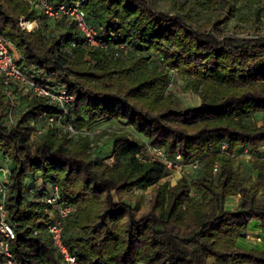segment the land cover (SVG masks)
<instances>
[{
  "label": "trees",
  "instance_id": "obj_1",
  "mask_svg": "<svg viewBox=\"0 0 264 264\" xmlns=\"http://www.w3.org/2000/svg\"><path fill=\"white\" fill-rule=\"evenodd\" d=\"M48 1L77 4L102 46H88L68 17L46 19L37 0H0V36L20 72L72 95L64 112L31 93L8 123L13 104L0 92V154L12 161L4 205L16 232L9 247L18 264H61L46 230L50 205L44 195L54 184L60 200L73 206L62 237L81 264H264V251L237 243L253 218L264 234V172L258 169L246 184L234 167L237 152H264V125L246 122L264 113V32L246 37L222 29L238 3L255 6L258 29L264 0H209L214 16L207 30L195 27L185 10L165 12L148 0ZM19 16L33 29L23 32ZM150 51L160 66H148ZM171 71L186 79L198 105L182 106L165 91ZM58 115L82 131L117 120L134 132L108 133L110 162L89 155L86 136L73 143L67 130L59 136L60 125L32 142L36 126ZM147 146L162 147L168 157L178 151L186 162L199 159L194 181L161 182L168 168L148 156ZM28 175L40 178L38 186ZM134 186L151 187L146 210L124 200ZM234 193L236 207L226 208Z\"/></svg>",
  "mask_w": 264,
  "mask_h": 264
},
{
  "label": "rangeland",
  "instance_id": "obj_2",
  "mask_svg": "<svg viewBox=\"0 0 264 264\" xmlns=\"http://www.w3.org/2000/svg\"><path fill=\"white\" fill-rule=\"evenodd\" d=\"M154 7L169 13H173L179 8L185 10L189 15L192 24L199 28L207 30L211 27L213 21V12L211 10L209 0H148ZM262 7L260 11L261 20L263 24L256 29L255 26V6L247 5L246 3H238V8L235 14L227 19L222 24L223 34H229L233 36H246L254 35L258 30L259 33L264 32V2L259 3ZM19 23V18H18ZM20 26V25H19ZM34 26V24H33ZM20 29L23 32L30 31L27 29ZM33 29V28H32ZM31 29V30H32ZM130 54V50H127L124 55ZM151 59L148 61L150 68L154 66H160L161 62L158 61L156 54L150 51ZM171 84L166 87V92H171L179 99V103L182 106H196L199 103V97L191 90L186 88V79L177 71H171ZM1 94L5 99H9L13 107L8 110L6 120L8 123H12L15 120V116L22 109L25 101L31 95V91L23 84H16L15 86H4L0 89ZM246 122L252 126L264 125V113H254L247 117ZM54 124L52 127H55ZM62 129L57 131L59 136L65 134L64 126H60ZM125 133L134 132L129 126L121 121L109 120L99 121L97 126L90 130H84L82 134L75 136L68 135L70 143L75 142L80 136H86L89 139L88 152L91 157H98L107 161H111L109 157L112 147L113 138L110 133ZM109 133V134H108ZM139 137L141 135L137 134ZM36 134L32 135V142L37 141ZM264 151V146L262 147ZM262 152L258 156L251 154L250 152H237L234 156V167L239 176L244 179L246 184H250L256 180L257 170L261 169L264 172V156ZM263 155V156H262ZM10 160H6L0 154V167L4 170L9 168ZM12 164V162H11ZM7 173V172H6ZM196 171L188 165H179L176 168L168 169V173L161 178V182L167 181L169 185H174L181 177L188 178L190 182L194 181ZM6 175V174H5ZM1 179L7 180V176L1 173ZM26 180L31 182L32 178L28 175ZM33 185L38 186L40 178H34ZM191 194H195L197 191L194 187H191ZM151 193V187L140 188L134 186L124 193V200L130 204L139 203V206L146 210L149 205V198ZM120 196L114 194V198L117 200ZM239 194H230L225 201L226 208H235L238 202ZM259 198L264 199V187L259 193ZM238 245L243 248L251 249L256 248L264 251V234L260 228L259 220L256 218L251 219L248 222L247 228L238 235Z\"/></svg>",
  "mask_w": 264,
  "mask_h": 264
},
{
  "label": "built area",
  "instance_id": "obj_3",
  "mask_svg": "<svg viewBox=\"0 0 264 264\" xmlns=\"http://www.w3.org/2000/svg\"><path fill=\"white\" fill-rule=\"evenodd\" d=\"M36 4L46 19H57L61 17L72 19L88 46H102L96 38V29L86 21L84 11L77 4L61 3L54 6L48 0H37ZM19 25L22 29L31 30L33 28V22L24 16H19ZM260 34H263V32ZM260 34L254 35L258 36ZM16 84H23L32 94L48 98L64 112H66V108L72 101V95L63 86L48 89L27 79L16 65L9 50V43L0 36V85L6 87ZM60 119V115L48 116L41 126H36L34 134L39 135L54 124L64 126L65 130L72 136L84 132L68 122L62 124ZM220 147L222 150H225L226 142L222 141ZM244 152H248L247 149H244ZM147 154L151 159L161 160L168 169L176 168L184 164L190 166L192 169H197L200 165L199 159L184 161L178 151L172 157H168L164 149L160 146H147ZM233 155L234 152L231 153V156ZM262 158L264 159V156ZM217 166V162H215L213 169L216 170ZM6 189V180L0 177V264H18L9 247V240L15 237L16 232L11 222L6 218L7 210L4 205ZM46 189L44 201L50 205V216L46 223V230L52 244L60 255L61 264H81L79 258L69 251L62 237L64 220L73 211V206L69 203H63L60 200L57 185H49Z\"/></svg>",
  "mask_w": 264,
  "mask_h": 264
},
{
  "label": "crops",
  "instance_id": "obj_4",
  "mask_svg": "<svg viewBox=\"0 0 264 264\" xmlns=\"http://www.w3.org/2000/svg\"><path fill=\"white\" fill-rule=\"evenodd\" d=\"M11 162L12 161H10L9 163V168L7 169V170H4V168L3 167H0V176H1V173L4 175V176H8V174H9V171H10V169H11V167H12V164H11ZM7 172V173H6ZM6 174V175H5Z\"/></svg>",
  "mask_w": 264,
  "mask_h": 264
}]
</instances>
